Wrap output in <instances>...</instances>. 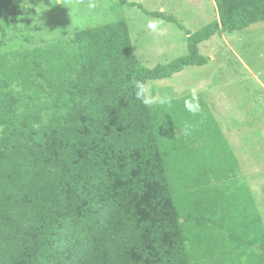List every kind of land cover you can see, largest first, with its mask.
I'll list each match as a JSON object with an SVG mask.
<instances>
[{"label":"trees","instance_id":"obj_1","mask_svg":"<svg viewBox=\"0 0 264 264\" xmlns=\"http://www.w3.org/2000/svg\"><path fill=\"white\" fill-rule=\"evenodd\" d=\"M116 1L184 31L186 54L140 65L123 20L76 30L64 44L0 52V264H194L181 220L225 231L233 252L264 243L180 206L185 165L173 170L167 148L183 141L172 136L183 108L156 113L143 92L147 81L205 65L198 45L212 36L264 22V0H213L217 19L194 33ZM12 15L29 29L17 0ZM155 114L174 123L161 128Z\"/></svg>","mask_w":264,"mask_h":264},{"label":"rangeland","instance_id":"obj_2","mask_svg":"<svg viewBox=\"0 0 264 264\" xmlns=\"http://www.w3.org/2000/svg\"><path fill=\"white\" fill-rule=\"evenodd\" d=\"M14 1L0 0V52L64 44L76 30L117 20L126 22L134 57L146 68L187 52L186 34L176 25L116 0H17L19 16L29 21V29L13 17ZM127 1L148 12L171 15L189 33L217 19L213 0ZM150 22L158 24L157 31L148 29ZM198 52L207 60L205 65L185 67L143 86L156 113L176 106L185 111H179L182 116L173 114L180 127L172 136L183 141L177 144L178 151L170 142L167 148L173 170L179 169L180 159L185 165L182 180L189 187L178 202L186 212L202 210L233 235L259 242L264 240V22L214 35L198 45ZM188 102L198 104L199 111L186 112ZM153 120L161 128L174 123L156 114ZM192 180L198 184L190 186ZM254 220L262 227L258 238L251 226ZM181 223L194 264H264V243L233 252L225 231L209 224L197 229Z\"/></svg>","mask_w":264,"mask_h":264},{"label":"clouds","instance_id":"obj_3","mask_svg":"<svg viewBox=\"0 0 264 264\" xmlns=\"http://www.w3.org/2000/svg\"><path fill=\"white\" fill-rule=\"evenodd\" d=\"M148 29H150L151 31L155 32L157 31L158 29V24L156 22H150L148 25H147ZM186 107L187 109L192 112V113H196L199 111V105L198 104H194V103H191V102H188L186 104Z\"/></svg>","mask_w":264,"mask_h":264}]
</instances>
